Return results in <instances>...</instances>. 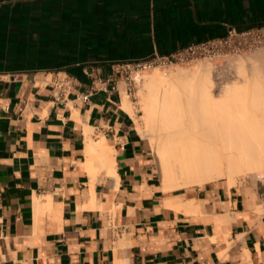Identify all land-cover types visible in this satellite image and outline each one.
Wrapping results in <instances>:
<instances>
[{"label": "crops", "instance_id": "1", "mask_svg": "<svg viewBox=\"0 0 264 264\" xmlns=\"http://www.w3.org/2000/svg\"><path fill=\"white\" fill-rule=\"evenodd\" d=\"M261 24L264 0H0V264H264V177L165 191L115 69Z\"/></svg>", "mask_w": 264, "mask_h": 264}, {"label": "bare ground", "instance_id": "2", "mask_svg": "<svg viewBox=\"0 0 264 264\" xmlns=\"http://www.w3.org/2000/svg\"><path fill=\"white\" fill-rule=\"evenodd\" d=\"M257 59L264 61V50L257 53ZM231 63L240 74L247 68L240 59L233 58ZM260 66L264 69V65ZM171 71L168 74L155 70L144 76L143 123L127 93H123L122 101L123 108L137 120L139 132L155 141L163 189L203 186L221 177L234 185L239 177L264 176V81L260 77L255 83L249 78L245 83L234 81L223 87L218 98L213 92L208 65H199L191 73L184 69ZM189 77L199 78L198 97L194 101L177 94ZM88 153L90 162L95 161L96 155L97 164L109 168L117 178L111 146L90 138ZM176 200L169 204L199 209L194 199L178 196Z\"/></svg>", "mask_w": 264, "mask_h": 264}, {"label": "built area", "instance_id": "3", "mask_svg": "<svg viewBox=\"0 0 264 264\" xmlns=\"http://www.w3.org/2000/svg\"><path fill=\"white\" fill-rule=\"evenodd\" d=\"M261 46H264V24L245 28L231 25L222 36L194 42L167 54L153 52L143 58L120 62L116 64L115 69L121 74L125 92L132 95L136 92L143 73L148 70L155 68L167 70L175 64H184L198 58L214 60L241 54ZM72 87L73 82L68 76L57 78L54 81L56 98L64 96ZM110 89L119 90L117 83L111 85ZM90 95L91 92L84 94L83 99L87 100Z\"/></svg>", "mask_w": 264, "mask_h": 264}, {"label": "rangeland", "instance_id": "4", "mask_svg": "<svg viewBox=\"0 0 264 264\" xmlns=\"http://www.w3.org/2000/svg\"><path fill=\"white\" fill-rule=\"evenodd\" d=\"M261 50H264V46H261L259 48L254 49V50L247 51V52H244L241 54L230 55L227 57H219V58H216L214 60L207 59V58H198V59H195L193 61H190V62H187L184 64H175L167 70H164L162 68H155V69H151V70L144 72L142 75V80L140 81L139 85L137 86L136 92L132 95H129V98L132 101V103L135 107V110L137 112L136 113L137 118L140 119L141 123H143V120H141V118L144 114V109H143L144 103L142 101V97H143L142 93L144 91L143 90V88H144L143 80H144V76L146 74H152L155 70L159 71L160 73H168L169 74L170 72H172L171 70L177 71L179 69H184L185 71L191 73L192 71L197 69L199 65H208V67L211 69V73H212L211 76H212L213 81H214L213 92L215 93V95L218 98H220L223 94V90H224L223 87H225V85H232L234 81L238 82V83H245V82H247L246 81L247 78L252 80L253 83H255V81L257 79H260V78H261L260 80L264 81V69L261 68V66H260V65H264L263 64L264 61L262 62V61H259L257 59V53H259V51H261ZM233 58H236L237 60L240 59L245 63V67H247V68L244 69L243 73L240 74L238 72V70L232 65L231 59H233ZM253 66H256V68L258 67L261 70L258 68L256 69ZM253 68H255V69H253ZM252 75H254V76H252ZM186 81L187 82H184L178 88L177 94H179L180 96L187 97L190 100L194 101L198 97L199 78L189 77V78H187ZM136 122H137V120H136ZM146 138H147V140L151 146V149L153 151L155 165H156V168L158 170V174L160 176L161 170H160L158 157L156 154L155 141L150 135H146ZM262 177H264V176H261L260 174H255L254 176L248 175V176H244V177H239L236 184L242 183L245 181H253L254 182L257 179L262 178ZM160 178H161V176H160ZM219 180L225 181L226 178L221 177V178H218V179H215L212 181H219ZM195 185H197V184H194L191 186H195ZM191 186H188V187H191ZM182 188H187V187H182Z\"/></svg>", "mask_w": 264, "mask_h": 264}]
</instances>
